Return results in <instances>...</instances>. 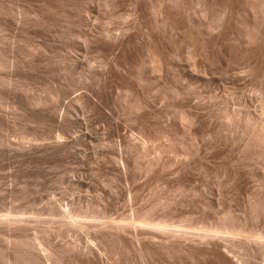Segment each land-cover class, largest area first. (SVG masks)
<instances>
[{
    "label": "rangeland",
    "instance_id": "1",
    "mask_svg": "<svg viewBox=\"0 0 264 264\" xmlns=\"http://www.w3.org/2000/svg\"><path fill=\"white\" fill-rule=\"evenodd\" d=\"M107 1L0 0V264H264L257 0Z\"/></svg>",
    "mask_w": 264,
    "mask_h": 264
},
{
    "label": "bare ground",
    "instance_id": "2",
    "mask_svg": "<svg viewBox=\"0 0 264 264\" xmlns=\"http://www.w3.org/2000/svg\"><path fill=\"white\" fill-rule=\"evenodd\" d=\"M107 0H105V2H106ZM109 1H112L111 3H109V4H112L113 2H115V1H113V0H109ZM108 2V1H107ZM106 2V3H107ZM255 3V2H254ZM106 5V4H105ZM113 6H114V4H112ZM111 5V6H112ZM251 5V4H250ZM107 7H108V4H107ZM110 7V6H109ZM253 7V6H252ZM201 8V7H200ZM253 8H256L257 10V13L258 14H255L256 13V11H255V13L253 14V16L254 15H257L258 16V18H259V20H257L256 22H253V26H255L256 28H258V26L260 25V22L261 21H263L264 20V0H257V2H256V4L254 5V7ZM209 9V8H208ZM203 12V14L204 13H206V10H203L202 11ZM201 13V12H200ZM248 14V13H247ZM200 15V14H199ZM198 16V15H197ZM256 16V17H257ZM221 17H223V16H221ZM218 18V17H217ZM255 18V17H254ZM258 18H256V19H258ZM203 19V18H202ZM206 19V18H205ZM213 19V18H212ZM216 19V18H215ZM200 20V19H199ZM210 20V19H209ZM214 20V19H213ZM218 20V19H217ZM215 21V20H214ZM210 22V21H209ZM223 22H225V21H223ZM212 25H215V23L214 22H210ZM264 23V22H263ZM206 24H208V26L210 25L209 23H206ZM206 24H205V27H206ZM208 26L206 27V28H208ZM211 26V25H210ZM215 26H218L217 24L215 25ZM214 27V26H213ZM212 26L211 27H209V28H212L213 30L215 29V27L213 28ZM219 27V26H218ZM208 28V29H209ZM222 28V27H221ZM205 29V28H204ZM218 29V28H217ZM206 30V29H205ZM211 30V29H210ZM219 32V31H218ZM246 34H248L249 35V33H246ZM251 34V33H250ZM247 35V37H249L250 39H254L255 38V36H248ZM252 35V34H251ZM259 35V34H258ZM245 37V36H244ZM247 37H245V38H247ZM248 41H250V40H248ZM153 56V55H152ZM153 58V57H152ZM155 58H156V55H155ZM159 58V57H158ZM160 59V58H159ZM152 61L154 60V59H151ZM156 60V59H155ZM151 61V62H152ZM159 61V60H158ZM160 62V61H159ZM1 63V62H0ZM162 63V62H161ZM152 64H153V62H152ZM157 64V63H156ZM160 64V63H159ZM162 66V65H161ZM196 66V65H195ZM157 69V68H156ZM158 70V69H157ZM160 70V69H159ZM160 72V71H159ZM261 83V82H260ZM254 92H256V91H254ZM260 94V93H259ZM77 100H79V99H76L75 101H77ZM39 103V102H38ZM233 113V112H232ZM231 116V115H230ZM76 117H77V115H76ZM228 120V119H227ZM240 120V119H239ZM246 121V120H245ZM230 123V122H229ZM247 123H248V125L247 126H249L250 127V138H251V141H250V143L251 142H254V144H256V145H258L259 146V151L256 153L257 155H259L260 157H264V118L263 117H261V118H257L256 119V117L254 118V117H252L251 118V115H250V117H248L247 118ZM246 133V135H248L249 136V133L247 134V132H245ZM164 136V135H163ZM250 138H249V140H250ZM137 140V139H136ZM248 140V141H249ZM145 143V142H144ZM107 145V144H106ZM143 145V144H142ZM146 145V144H145ZM156 149V148H155ZM159 151V150H158ZM161 151V150H160ZM154 152H156V151H154ZM164 152V151H163ZM256 152V151H255ZM155 154V153H154ZM161 154V153H160ZM158 155V154H157ZM162 155V154H161ZM122 158V157H121ZM259 158V157H258ZM153 159V158H152ZM162 159V158H161ZM155 161V160H154ZM159 161V160H158ZM150 162H151V160H150ZM156 163V162H155ZM153 164V163H152ZM79 198V197H78ZM80 199V198H79ZM78 200V199H77ZM81 200V199H80ZM79 200V201H80ZM70 203V205H72V209L70 210V211H68V215L70 216V214H72L73 213V217L71 216V218L73 219V218H78V217H80V215H81V213H79V212H77V210L80 208V202L78 203V202H74V200H73V204H71V202H69ZM251 203H252V201H251ZM68 204V203H67ZM66 204V206H68ZM253 204H255V203H253ZM252 204V205H253ZM55 205V204H54ZM52 207V206H51ZM58 207V206H57ZM60 207V206H59ZM71 207V206H70ZM53 208H54V206H53ZM62 208V207H61ZM68 208V207H67ZM90 208V207H89ZM51 209V208H50ZM81 209H82V207H81ZM53 211H54V209H52ZM67 210V209H66ZM52 211V212H53ZM61 211V210H60ZM65 211V210H64ZM63 211V212H64ZM81 211V210H80ZM87 211V210H86ZM51 212V213H52ZM130 212V211H129ZM132 212H133V210H132ZM61 214V213H60ZM85 214V213H84ZM134 214V213H133ZM86 215V214H85ZM63 216V215H62ZM51 217V216H50ZM68 216H66V218H67ZM83 217V216H82ZM19 218H21V217H19ZM69 218V217H68ZM67 218V219H68ZM17 219V218H16ZM71 219V220H72ZM18 220V219H17ZM64 220V219H63ZM45 222V221H44ZM50 230H51V228H50ZM42 231V230H41ZM36 234V233H35ZM49 233H47V235H48ZM87 236V235H86ZM5 237V236H4ZM33 237V236H32ZM12 238V237H11ZM86 238V237H85ZM9 239V238H8ZM18 240V239H17ZM27 241H28V239H26ZM88 240V239H87ZM27 241H25V240H23V243L25 244V247L26 248H28L29 249V247L30 248H34V252H36V250H38V252L39 253H36V254H33V253H29V254H27L26 253V255H22V254H20V253H16V255H13V253H12V255H9V253H8V256L6 257V263L5 264H37L38 263V261H39V258H40V261H41V259H43V260H46V261H48V264H59V262L57 261V260H59L58 259V255H62L63 253L65 254V253H67V252H72V251H75V248H77V246H71V245H66V246H62L61 248H59V249H57V250H54L50 245V247H48L47 248V246L45 247V246H43V247H40V246H42L43 245V243H42V241H41V239H39L36 235H34V237H33V241H32V239H31V243H28ZM45 241V240H44ZM85 241V240H84ZM89 241V240H88ZM90 241H92V240H90ZM94 241V240H93ZM42 243V244H41ZM76 243V242H75ZM15 244V243H14ZM71 244V243H70ZM19 245H20V243H19ZM86 245V244H85ZM23 246V245H22ZM88 246V245H87ZM86 246V247H87ZM94 246V245H93ZM18 247H20V246H18ZM45 247V248H44ZM36 249V250H35ZM79 249V248H78ZM84 249V248H83ZM27 250V249H26ZM79 250H81V249H79ZM22 251V250H21ZM31 251V250H30ZM77 251V250H76ZM101 251V250H100ZM18 252V251H17ZM40 252H41V254H42V256H41V254H40ZM93 251H92V248H86V250L84 249V252L83 253H85V254H89V253H92ZM15 254V253H14ZM63 254V255H64ZM101 255V254H100ZM65 256H67V255H65ZM57 259V260H56ZM50 262V263H49ZM41 264H44V263H42L41 262Z\"/></svg>",
    "mask_w": 264,
    "mask_h": 264
}]
</instances>
